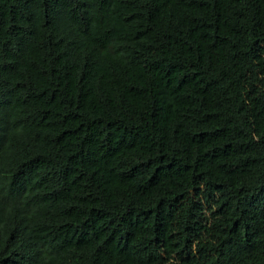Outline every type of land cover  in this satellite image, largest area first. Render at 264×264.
Segmentation results:
<instances>
[{
	"label": "trees",
	"instance_id": "trees-1",
	"mask_svg": "<svg viewBox=\"0 0 264 264\" xmlns=\"http://www.w3.org/2000/svg\"><path fill=\"white\" fill-rule=\"evenodd\" d=\"M0 264H264V0H0Z\"/></svg>",
	"mask_w": 264,
	"mask_h": 264
}]
</instances>
